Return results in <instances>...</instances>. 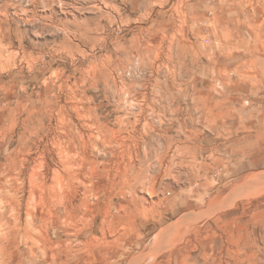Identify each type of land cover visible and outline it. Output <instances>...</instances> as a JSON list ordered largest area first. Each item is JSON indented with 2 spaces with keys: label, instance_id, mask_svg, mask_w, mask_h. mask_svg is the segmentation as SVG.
Wrapping results in <instances>:
<instances>
[{
  "label": "rangeland",
  "instance_id": "1",
  "mask_svg": "<svg viewBox=\"0 0 264 264\" xmlns=\"http://www.w3.org/2000/svg\"><path fill=\"white\" fill-rule=\"evenodd\" d=\"M0 29V264H264V0H0ZM74 105L116 132L82 189L97 211L63 230ZM108 204L126 217L103 233Z\"/></svg>",
  "mask_w": 264,
  "mask_h": 264
},
{
  "label": "bare ground",
  "instance_id": "2",
  "mask_svg": "<svg viewBox=\"0 0 264 264\" xmlns=\"http://www.w3.org/2000/svg\"><path fill=\"white\" fill-rule=\"evenodd\" d=\"M151 13V12H150ZM147 14V13H146ZM145 14V15H146ZM153 16V15H152ZM145 17V16H144ZM147 18H150V17H147ZM224 22V21H223ZM228 22V21H227ZM234 22V21H233ZM3 23L5 24L6 23V21H3ZM236 23V22H235ZM239 24V23H238ZM228 35V34H227ZM101 36V35H100ZM106 36V35H105ZM8 38V36H7V33H5L4 31H3V29H0V71L4 68V67H7L6 65H8V63H9V61H10V56L9 55H6V53H5V49L6 48H4V45H3V43L6 41V39ZM103 48V47H102ZM18 53V52H17ZM161 53V52H160ZM155 54H159V53H155ZM16 55V54H15ZM54 55V54H53ZM12 56H13V53H12ZM18 56V55H17ZM159 57V56H158ZM155 58V57H154ZM156 59V58H155ZM153 60V59H152ZM121 61V60H120ZM153 64V63H152ZM118 65V64H117ZM154 66H155V64H154ZM108 69V68H107ZM152 69H153V67H152ZM106 71V70H105ZM107 71H109V70H107ZM112 72V71H111ZM114 72V71H113ZM103 75V74H102ZM102 75L100 76V77H102ZM105 75V74H104ZM87 77V76H86ZM108 77V76H107ZM105 79V78H104ZM105 80H107V78L105 79ZM106 82V81H105ZM124 82V81H123ZM222 82V81H221ZM214 86V85H213ZM108 87V86H107ZM82 88V87H81ZM80 102L81 101H79L78 103H76V104H80ZM82 103H83V101H82ZM123 104V103H122ZM72 107V106H71ZM85 107V106H84ZM84 107H82V106H80V105H74L73 106V108H71L72 110H74L75 112H76V118L77 119H79L80 121H81V126H80V128H79V126H78V123H75V117L74 116H69L68 114H66L65 112H63V114H61V116H62V120H61V122H62V125L65 127V133L64 132H61V133H64V136H65V138H66V141H65V143L63 144V146H64V149L61 151V155H60V161L58 162V163H60L61 162V165H62V172L61 173H59V177H57L58 179L60 178V183H58L61 187H60V189H59V187H57V186H53V187H57L58 189V192L60 191V193H59V198H60V200H59V206H60V208L61 209H63L64 210V213H65V215L64 216H62L61 218H60V221L62 222V226H63V230H67L68 229V227L70 226V225H72L73 223H76V219H78L77 218V215H76V212L79 210L80 212L81 211H83V217H85L87 214H90V211H94V210H96V209H94V210H92L91 209V203H90V201H89V194H88V190L87 191H84V192H82V189L83 188H85V189H89V187H94L95 186V183H93L92 182V180L89 182V180L88 179H90L91 178V176L93 175V174H95L96 172H93V171H95L94 170V166H95V164L96 163H98L99 161V158L98 157H101V156H99L101 153V147L103 148V150H104V152H105V150L106 151H108V149H107V147H108V140H107V136H106V134H105V132L106 131H110V132H112V133H114V132H116V131H114V129L112 130V129H110L109 127H105V130H101V129H99V130H101V131H99L98 130V132H97V134H95L93 131H83V129H86V128H88V130H89V128L90 129H92V127H93V125L92 126H90V122H87V120L88 119H86L87 118V116L83 113V111H85V109H84ZM91 108V107H90ZM121 108V107H120ZM93 109V108H92ZM91 109V110H92ZM97 109V108H96ZM70 110V109H69ZM89 110V109H88ZM90 110V111H91ZM97 111V110H96ZM26 112H27V114H31L32 112L31 111H29V108H26ZM25 112V113H26ZM98 112V111H97ZM14 113V112H13ZM89 113V112H88ZM33 116V115H32ZM29 117V116H28ZM69 117H71V118H69ZM90 117H92V116H90ZM32 118V117H31ZM121 118V117H120ZM123 118V117H122ZM121 118V119H122ZM90 119V118H89ZM25 120V119H24ZM28 120V119H27ZM125 120H126V118H125ZM124 120V121H125ZM102 121V120H101ZM25 122H27L26 120L24 121V125H25ZM59 122H60V120H59ZM91 122H92V119H91ZM80 123V122H79ZM96 123V122H95ZM122 123V122H121ZM129 123V122H128ZM131 124V123H130ZM122 125V124H121ZM72 127L71 129H70V127ZM101 126V125H100ZM102 127V126H101ZM124 126H122L121 127V129L123 128ZM103 128V127H102ZM62 129V128H61ZM64 129V128H63ZM72 129H74L75 130V133H73V130ZM104 129V128H103ZM95 130V129H94ZM12 131V130H11ZM61 131H63V130H61ZM104 131V132H103ZM123 131H124V129H123ZM117 133H118V131H117ZM121 134V133H120ZM119 134V135H120ZM122 134H124L123 132H122ZM121 134V135H122ZM63 135V134H62ZM109 137H110V135L109 134H107ZM112 135V134H111ZM118 135V134H117ZM118 135V136H119ZM114 137V136H113ZM112 137V138H113ZM124 136H122V138H123ZM121 138V137H120ZM122 138H121V140H122ZM42 139V138H41ZM61 139V138H60ZM111 139V138H110ZM115 139H116V136H115ZM114 139V140H115ZM125 139L126 138H124V140L123 141H125ZM63 140V139H62ZM133 140V139H132ZM41 141V140H40ZM99 141V142H98ZM123 141H118L119 142V145H120V142H122V144H124L123 143ZM63 142H64V140H63ZM117 142V141H116ZM133 142H135V141H133ZM21 147H20V152L23 154V153H29V154H31L32 152H33V148H32V146H33V144H28V141H27V138H26V135L24 134V137H22V142H21ZM37 144H39V143H37ZM132 144V143H131ZM134 144V143H133ZM136 144V143H135ZM35 146V145H34ZM101 146V147H100ZM113 146H114V144H113ZM113 146H111V149L113 148ZM124 146H127V145H124ZM134 146V145H133ZM62 147V146H61ZM120 147V150H121V146H119ZM118 147V148H119ZM130 147H131V145H130ZM134 147H136V145L134 146ZM123 148V147H122ZM132 149H133V147H131ZM130 148V149H131ZM137 148V147H136ZM109 150V153H111V151L112 150ZM116 149V148H115ZM127 149H128V147H127ZM124 150H125V148H124ZM134 150H135V148H134ZM121 151H123V150H121ZM121 151H120V153H119V155H118V159H117V161L118 162H120L121 164L123 163V160L125 159L126 160V158H128L127 156H126V158H124V155L121 153ZM126 151V150H125ZM136 151V150H135ZM172 151V150H171ZM133 152V151H132ZM137 153H138V149H137V151H136ZM136 152H134L133 154H137ZM114 153H115V151H114ZM118 153V152H117ZM125 153V152H124ZM127 154V153H126ZM132 154V153H131ZM139 154V153H138ZM137 154V155H138ZM26 155V154H25ZM53 155V154H52ZM109 155V154H108ZM111 155V154H110ZM117 155V154H116ZM136 156V155H135ZM139 156V155H138ZM167 156V155H166ZM112 157V156H111ZM140 157V156H139ZM59 158V157H58ZM106 158V157H105ZM161 158H163V159H165L166 157H162L161 156ZM160 158V159H161ZM110 159V158H109ZM108 158H107V160H109ZM159 159V158H158ZM167 159V158H166ZM102 160V159H101ZM112 160V159H111ZM128 160V159H127ZM133 160H135V159H133ZM137 160H139L138 158H137ZM162 160V159H161ZM161 160H160V162H161ZM25 161L26 162H28V160L27 159H25L24 161H23V167H25L24 165H25ZM37 161V160H36ZM104 161V160H103ZM110 161V160H109ZM166 161V160H165ZM140 162V161H139ZM38 163V162H37ZM103 164H104V162H102ZM101 163V164H102ZM128 163V162H127ZM131 163H134V161L132 162L131 161ZM136 163H137V161H136ZM144 163V162H143ZM163 164H164V161L162 162ZM161 163V164H162ZM170 163V162H169ZM31 164V163H30ZM101 164L99 165L100 167H101ZM106 164V163H105ZM112 164V163H111ZM118 164V163H117ZM124 164H126V163H124ZM135 164V163H134ZM138 164V163H137ZM43 165V164H42ZM60 165V164H59ZM75 165H78V168H79V172L78 171H74V167H75ZM141 165V164H140ZM143 165V164H142ZM151 165V164H150ZM106 166V165H105ZM115 166V165H114ZM127 166H130V165H128L127 164ZM126 166V167H127ZM137 166V165H136ZM136 166H134V165H132V167L131 168H133L134 169V167H135V169H136ZM139 166V165H138ZM97 167V166H96ZM102 167H103V165H102ZM107 167H108V165H107ZM113 167V166H112ZM111 167V168H112ZM123 167V166H122ZM125 167V168H126ZM105 168V167H104ZM117 168H119V167H117ZM124 168V167H123ZM128 168V167H127ZM143 168V167H142ZM98 170H99V168H97ZM116 169V168H115ZM22 170V169H21ZM76 170V169H75ZM97 170V171H98ZM110 169H108V171H109ZM113 170H114V168H113ZM129 170V169H128ZM132 170V169H131ZM142 170V169H141ZM37 171V170H36ZM57 171V170H56ZM100 171H101V169H100ZM111 171H112V169H111ZM117 171V170H116ZM125 171V170H124ZM130 171V170H129ZM19 172H21V171H19ZM42 172V171H41ZM102 172V171H101ZM104 172H105V170H104ZM134 172V171H133ZM147 172H148V170H147ZM110 173V172H109ZM112 173H113V171H112ZM111 173V174H112ZM119 173V172H118ZM121 173H123L122 171H121ZM129 172H127V173H125V174H128ZM141 173V172H140ZM19 174V173H18ZM32 174V173H31ZM55 174V173H54ZM58 174V173H57ZM56 174V175H57ZM110 174V175H111ZM114 174V173H113ZM116 174V173H115ZM124 174V173H123ZM123 174H122V176H123ZM12 175V174H11ZM33 175H35V174H33ZM44 175V174H43ZM98 175H99V173H98ZM97 175V176H98ZM101 175V174H100ZM110 175L108 176V177H110ZM140 175V174H139ZM147 174H145V176H146ZM37 176V175H36ZM39 176V175H38ZM118 176V175H117ZM120 176V175H119ZM160 176V175H159ZM46 177V176H45ZM94 177H96V175H94ZM114 177V176H113ZM113 177H112V179H113ZM124 177V176H123ZM127 177H128V175H127ZM126 176L124 177L125 179L127 178ZM130 177V176H129ZM132 177V176H131ZM135 177H138V176H136L135 175ZM135 177H133V181H134V178ZM144 177V176H143ZM142 177V179H144ZM154 177V176H153ZM35 178V177H34ZM39 178V177H38ZM57 178H56V181H57ZM123 178V179H124ZM146 178H147V176H146ZM146 178H145V180H146ZM13 179V178H12ZM55 179V178H54ZM106 179V178H105ZM111 179V178H110ZM141 179V180H142ZM155 179V178H154ZM15 180V179H14ZM115 178H114V184L113 185H115L116 183H115ZM129 180V179H128ZM139 180V179H138ZM150 180V179H149ZM148 180V181H149ZM152 180H153V178H152ZM16 182H17V179L15 180ZM112 181V180H111ZM151 181V180H150ZM154 181V180H153ZM59 182V181H58ZM106 182V181H105ZM110 182V181H109ZM108 182V183H109ZM130 182H131V180H130ZM54 183V182H53ZM107 183V184H108ZM120 183H121V181H120ZM119 183V184H120ZM135 183V182H134ZM154 183V182H153ZM152 183V184H153ZM56 184H57V182H56ZM111 184V183H110ZM142 184H144L143 182H142ZM16 185H17V183H16ZM58 185V186H59ZM125 185H126V183H125ZM131 185V184H130ZM134 185V184H133ZM136 185V184H135ZM139 185H141L140 183L138 184V187H139ZM147 185H149V184H147ZM106 186V185H105ZM111 186V185H110ZM115 186H117V185H115ZM120 186H121V184H120ZM126 186H129V184L128 185H126ZM145 186V185H144ZM144 186H143V188H144ZM152 186H154V185H152ZM118 187V186H117ZM116 187V188H117ZM141 187H142V185H141ZM140 187V188H141ZM37 188V187H36ZM106 188V187H105ZM104 188V189H105ZM126 189L128 188V187H125ZM137 188V187H136ZM153 188H155V187H153ZM19 189V188H18ZM21 189V188H20ZM109 189V188H108ZM112 189V188H111ZM137 189H139V188H137ZM137 189H136V192H137ZM12 190H13V192H14V194H16L17 193V191L19 192V190H17V188L16 187H13L12 188ZM110 190V189H109ZM113 190H115V189H113ZM142 190V189H141ZM147 190H148V188H147ZM151 190H152V188H151ZM151 190H149V194L148 195H152L153 194V192L151 191ZM49 191H51V189L49 190ZM98 191V190H97ZM106 191V190H105ZM130 191H131V189H130ZM133 191V190H132ZM144 191V190H143ZM110 192V191H109ZM140 192V191H139ZM146 192V191H145ZM145 192H143V194L145 193ZM53 193V192H52ZM81 193H83L82 194V198H81V200L79 201V204H76L75 202V199L79 196V195H81ZM100 193V192H99ZM103 193H105L104 191H103ZM107 193V192H106ZM124 190H122V191H118V192H116L115 194H116V196H118V195H121V194H123L124 195ZM127 193V192H126ZM157 193V192H156ZM18 194V193H17ZM136 194V193H135ZM57 195V194H56ZM102 195V194H101ZM122 195V196H123ZM14 196V195H13ZM47 196V195H46ZM93 196V195H92ZM125 196V195H124ZM143 196V195H142ZM141 196V197H142ZM153 196V195H152ZM140 197V196H139ZM154 197V196H153ZM79 198H80V196H79ZM123 198V197H122ZM125 198V197H124ZM144 198V197H143ZM150 198V197H149ZM152 198V197H151ZM52 199V198H51ZM103 199V198H102ZM105 199V198H104ZM107 199V198H106ZM114 199V198H113ZM120 199V198H119ZM53 200V199H52ZM92 200V199H91ZM124 200V199H123ZM152 200V199H151ZM93 201V200H92ZM99 201V200H98ZM104 201V200H103ZM106 201V200H105ZM150 201V200H149ZM175 201V200H174ZM13 202V201H12ZM29 202V201H28ZM110 202V201H109ZM140 202H142V199H140V198H138V197H135V196H132L131 197V200L130 201H128V204H129V207L131 208V206H135V207H140ZM152 202V201H151ZM11 203V202H10ZM106 203H108V202H106ZM18 204H19V202H18ZM94 204V203H93ZM97 204V203H96ZM111 204V203H110ZM110 204H108L107 205V207H106V209H104V210H102V211H104L103 213H104V217H103V220H102V223H101V225H100V229L102 230V232L103 233H106V231H111L112 232V229L113 228H115L116 226H118L117 224H119V225H121L120 224V222L126 217V214L125 215H122L120 212L121 211H119V213H118V215H116V216H112V215H110ZM128 204L126 205V206H128ZM146 204H147V202H146ZM28 205V204H27ZM46 205V204H45ZM102 205V204H101ZM100 205V206H101ZM121 205V204H120ZM141 205H142V203H141ZM150 205V204H149ZM171 205V204H170ZM18 206H20V205H18ZM17 206V207H18ZM113 206V205H112ZM119 206V205H118ZM117 206V207H118ZM125 206V205H124ZM123 205L121 206L122 207V209H124V210H126V208L127 207H124ZM8 207H11V209H15L16 208V206L14 207L13 205H10V206H8ZM142 207V206H141ZM160 207V206H159ZM20 208V207H19ZM116 208V207H115ZM119 208V207H118ZM144 208V207H143ZM151 208V207H150ZM27 209V208H26ZM114 209V208H113ZM113 209H112V211H113ZM133 209H135V208H133ZM16 210V209H15ZM141 210V209H140ZM139 210V211H140ZM144 210V209H143ZM97 211V210H96ZM117 211H118V209H117ZM131 211V210H130ZM133 211V210H132ZM131 211V212H132ZM138 211V214L140 213ZM143 212V211H142ZM153 212V211H152ZM13 213V212H12ZM11 213V214H12ZM19 213V212H18ZM97 213V212H96ZM100 213H102V212H100ZM99 213V214H100ZM117 213V212H116ZM124 213H125V211H124ZM133 213V212H132ZM150 213V212H149ZM15 214H16V211H15ZM94 214V213H93ZM131 214V213H130ZM134 214V213H133ZM144 214V213H143ZM151 214V213H150ZM13 215V214H12ZM102 215V214H101ZM132 215V214H131ZM130 215V216H131ZM136 215H137V213H136ZM145 215V214H144ZM152 215V214H151ZM95 216V215H94ZM139 217H140V215H138ZM81 217V216H80ZM90 217V216H89ZM146 218V217H145ZM90 219V218H89ZM127 220V219H126ZM146 220H148V219H146ZM137 221V220H136ZM135 221V222H136ZM90 222V221H89ZM93 222V221H92ZM91 222V223H92ZM127 222V221H126ZM135 222H134V225H135ZM80 224V223H79ZM125 224V223H124ZM123 224V225H124ZM96 225V224H95ZM89 226H91V225H89ZM23 227H25V226H23ZM78 227H79V225H78ZM77 227V228H78ZM120 227V226H119ZM26 228V227H25ZM80 228V227H79ZM89 228V227H88ZM137 228V227H136ZM94 229V228H93ZM92 229V230H93ZM118 231H120V230H118ZM101 232V233H102ZM27 234V233H26ZM80 234V233H79ZM121 234V233H120ZM122 235V234H121ZM104 236V235H103ZM102 236V237H103ZM116 236V235H115ZM113 238V237H112ZM124 238V237H123ZM50 240V239H49ZM95 240V239H94ZM105 240H106V238H105ZM112 240H115V239H112ZM51 241V240H50ZM90 241V240H89ZM102 241V240H101ZM107 241V240H106ZM116 241V240H115ZM120 241H121V239H120ZM112 242V241H111ZM52 243V242H51ZM108 245V244H107ZM114 246H115V242H114V244H113ZM93 248H94V246H93ZM99 248V247H98ZM124 248V247H123ZM114 249V248H113ZM110 250H112V248L110 249ZM123 250V249H122ZM111 254V253H110ZM97 261V260H96ZM107 262V261H106Z\"/></svg>",
  "mask_w": 264,
  "mask_h": 264
}]
</instances>
